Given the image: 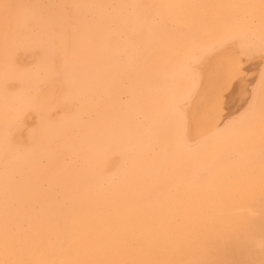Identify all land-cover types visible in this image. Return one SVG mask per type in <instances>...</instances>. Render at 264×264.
I'll list each match as a JSON object with an SVG mask.
<instances>
[{"label":"bare ground","instance_id":"6f19581e","mask_svg":"<svg viewBox=\"0 0 264 264\" xmlns=\"http://www.w3.org/2000/svg\"><path fill=\"white\" fill-rule=\"evenodd\" d=\"M0 264H264V0H0Z\"/></svg>","mask_w":264,"mask_h":264}]
</instances>
